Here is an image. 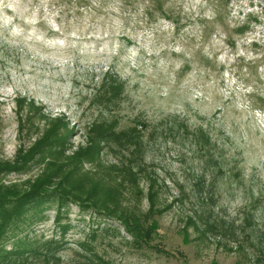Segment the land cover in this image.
Returning <instances> with one entry per match:
<instances>
[{"label":"rangeland","instance_id":"374dc122","mask_svg":"<svg viewBox=\"0 0 264 264\" xmlns=\"http://www.w3.org/2000/svg\"><path fill=\"white\" fill-rule=\"evenodd\" d=\"M29 102L69 122L63 143L37 147L53 127ZM5 162L11 191L79 202L49 263L57 203L12 226L5 251L27 250L0 264H264V0H0ZM109 210L143 215L150 245Z\"/></svg>","mask_w":264,"mask_h":264},{"label":"trees","instance_id":"16d2710c","mask_svg":"<svg viewBox=\"0 0 264 264\" xmlns=\"http://www.w3.org/2000/svg\"><path fill=\"white\" fill-rule=\"evenodd\" d=\"M111 78L113 81H118L114 77H111ZM112 90L115 91L117 94H119L123 90V85L120 84L119 87H114ZM27 107L30 113V119L36 118L37 116L40 115V118L44 119L47 123L46 128L52 129L53 127L52 130L45 131L44 136L41 139V141H38L36 143L37 147L38 145H41L42 141L45 142V145H53V143L57 141L60 143H63L64 140H66L67 137L66 138L64 137V139H59L60 137L57 133L59 132L60 128H64V130L68 128L69 122L64 117H57V118L50 119V117L43 116L42 110H40L41 108L40 107L37 108L34 103L29 102V104H27ZM54 123L55 125L52 126V124ZM123 135L125 136V138H127L125 134ZM56 154L58 155V157L52 158L53 159L52 162L51 163L49 162L50 164H48L49 168L50 166L54 167V164L60 161L59 157L63 155V152L59 150L55 152L54 155ZM76 155H77L76 158L78 157L82 159L85 158L84 151H81L77 153ZM21 168L22 166L18 165L17 163L14 164V166L8 162L1 163L0 164V180L3 177H5L4 173L5 174L9 173L14 169L20 170ZM52 170L54 172V168ZM50 175H53V174L49 173V175L47 176H50ZM40 180L41 179H38L37 182L39 183L35 185V186H39L41 184L39 187L32 188L30 191L20 192V193L15 190H12L14 191L12 192L10 190L11 187H4L2 184H0V263L1 261H9L11 259L21 260L24 258L25 252L27 250L25 247L21 248L20 247L21 245H20L19 247H16V249L12 250L11 252L5 251L4 245H3L4 240L6 239L12 226L13 225L16 226L17 222H19L23 218L24 214H26V212H28L29 210L38 209L40 212H45L46 210L50 209L52 207L51 204H54V203H57L56 205L58 209V215L56 218L57 226H59V229L62 232H61V239L52 238L51 240H47L44 243L45 248L44 247L43 248L46 249V254H44V259L46 260V262L48 261L47 263H49V260L52 257V255H54L55 252L61 250L62 247L64 246L63 239L68 229L70 228V226L60 224L62 221L63 210L64 208H67L69 206L68 204L70 203V201L72 202H79V201L70 199L65 196H58L55 194L56 192L44 191V187L48 184V182L46 181L44 186H42L43 180L41 183H40ZM79 204L84 209L91 207L89 206V204H85L82 202H80ZM105 205H106V208H108V205L107 204ZM114 211L109 210V212H106V214L110 216H115L119 220L125 223L126 227L129 230H131L132 234L134 235V238H135L134 243L135 242L139 243L140 244L139 246L141 245L149 246L150 245V242L152 241V232L155 231L156 229L154 225L148 226L146 228L148 220L147 219L144 220L143 215H140V216L131 215L124 211L120 215L117 216V214L115 213L116 211L115 212ZM101 212L102 211H98V214ZM91 237L93 238L96 237L95 233H93ZM34 254L36 255V257L41 256V254H39L37 250L34 252ZM96 258L99 259L98 256H96Z\"/></svg>","mask_w":264,"mask_h":264}]
</instances>
